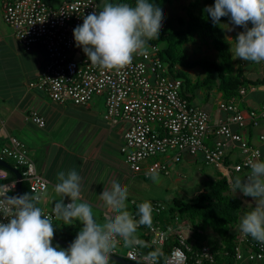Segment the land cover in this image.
I'll list each match as a JSON object with an SVG mask.
<instances>
[{
  "label": "built area",
  "instance_id": "obj_1",
  "mask_svg": "<svg viewBox=\"0 0 264 264\" xmlns=\"http://www.w3.org/2000/svg\"><path fill=\"white\" fill-rule=\"evenodd\" d=\"M1 11L3 22L25 51L33 46L45 51L46 62L38 75L27 83L28 88L44 92L55 103L70 102L87 108L94 98H104L103 119L111 126L123 125L119 154L132 174L149 178L150 171H156L169 176L168 170L173 165L199 154L205 164L222 171V176L231 182L233 176L243 180L250 174L248 159H264L260 145L244 136L248 128L264 122V104L247 111L238 107V97L243 98L254 87H249L248 91L241 88L238 97L220 99L218 114L213 117L210 110L188 103L180 95L182 83L168 74L157 45L148 44L147 53L138 51L119 69H101L91 64L82 48L76 46L73 29L83 23L84 16L100 11L95 0H66L57 7L45 0H2ZM25 120L39 128L45 126L44 118L34 111ZM0 135L9 143L0 149V160H12L30 195L41 198L48 183L38 174L27 147L5 135L1 121ZM258 140L264 143V135H259ZM257 152L258 157L254 156ZM5 179V171L0 168V185L10 187L8 196H18L17 180L2 182ZM131 204L135 212L130 214L139 219L141 203ZM151 204L152 225L138 226L136 242L131 247H126L118 237L111 255L136 264H152L148 254L159 249V264H217L215 257L219 252L204 244L189 245L180 225L172 228L162 222L165 207L156 202ZM53 206L42 208V212L51 216L54 223L58 218ZM113 214L105 213V217ZM176 216L168 219L177 223ZM0 220L8 222L7 217L0 216ZM185 227L191 230L189 225ZM236 239L232 261L220 264H264V244L240 230ZM117 249L125 250L124 256L118 255Z\"/></svg>",
  "mask_w": 264,
  "mask_h": 264
},
{
  "label": "clouds",
  "instance_id": "obj_2",
  "mask_svg": "<svg viewBox=\"0 0 264 264\" xmlns=\"http://www.w3.org/2000/svg\"><path fill=\"white\" fill-rule=\"evenodd\" d=\"M205 11L213 24L228 17L232 26H242L237 34L233 55L243 61L264 62V0H214ZM165 7L162 0H106L102 10L83 17V23L73 29L77 47H81L91 64L101 69H119L130 62L138 51H149L148 39L160 36L164 23ZM251 22V27L248 26ZM229 27L228 25H224ZM254 156L258 157L259 153ZM6 162V161H5ZM251 172L245 178H234L230 183L233 192H241L256 202L251 211L240 220L239 230L264 244V159H248ZM154 183L160 182L156 171H150ZM7 189V190H5ZM82 177L75 169L59 174L54 190L61 198L53 210L65 224L79 219L83 226L67 248L52 245L54 234L52 217L44 215L36 206L39 196L25 193L8 196V185H0V264H109L110 254L122 238L126 247L136 242L139 225H152V204L138 205L136 219L129 213L126 201L128 186L119 177L100 191L106 204L116 210L104 221L97 218L94 208L81 198ZM71 202L65 204L64 198ZM160 250L148 254L152 264H159ZM134 260L133 257L129 258Z\"/></svg>",
  "mask_w": 264,
  "mask_h": 264
},
{
  "label": "crops",
  "instance_id": "obj_3",
  "mask_svg": "<svg viewBox=\"0 0 264 264\" xmlns=\"http://www.w3.org/2000/svg\"><path fill=\"white\" fill-rule=\"evenodd\" d=\"M45 1L50 6L57 7L66 0ZM1 2L2 0H0V121L4 125L5 135L12 136L21 142L28 137L30 143L25 141L23 143L29 144L33 148L31 150L27 145L29 151L35 152V154L39 152L34 164L37 163L38 174L47 181L46 191L49 189V193L46 196L43 194L36 206L48 209L54 205L56 200L61 198L60 194L54 190V185L59 182V174L75 169L82 177V194L76 202L86 201L91 204L97 218L104 221L105 213L115 212H112V207L105 203L100 191L104 185H111L110 180L115 174L111 169L117 162L116 155L120 156L123 162L119 154L123 129L121 131V128L111 126L106 121L105 123H102L101 120L98 121L97 113L87 107L74 105L70 102L58 104L51 101L44 92L28 88L27 83L38 75L46 62L45 51L40 46H33L30 51H25L15 41L13 33L2 20ZM262 68L263 71L259 73L248 69L252 73L244 74L251 80L264 78V67ZM218 95L220 96V94ZM239 103H242L246 109L259 108L264 104V87H256L253 91L247 92ZM70 109H79L75 116L88 121L81 120L77 127L80 139L74 141L64 139L63 142L59 141L60 144L55 141L48 143L44 139L46 137L41 136V133L44 134L46 129L52 126L54 118L58 115H67L66 112ZM33 111L44 118L45 126L43 128L25 120V117ZM214 113L213 117H216L218 112ZM120 131L121 133H119ZM261 134L264 135V122H259L255 127H250L244 132V136L251 143L260 145L264 150V143L258 140V136ZM8 144L6 137L0 135V149ZM13 165L10 166L13 167ZM5 175L7 176L6 171ZM132 175L134 176V174ZM65 202H71L70 197L66 196ZM128 202L131 203V200ZM128 210L132 211V209ZM53 224L64 233L71 232L75 235L83 226V222L79 219L73 220L72 224L67 225L58 218ZM52 243H54L52 244L54 247L65 248L53 241Z\"/></svg>",
  "mask_w": 264,
  "mask_h": 264
},
{
  "label": "trees",
  "instance_id": "obj_4",
  "mask_svg": "<svg viewBox=\"0 0 264 264\" xmlns=\"http://www.w3.org/2000/svg\"><path fill=\"white\" fill-rule=\"evenodd\" d=\"M95 1L99 4L98 0ZM115 1L119 2V0ZM172 1L162 0V3L165 6L171 4ZM213 4L214 0H192L185 7V16L177 18V25H174L170 20L164 21L160 36H153L148 39V44H154L160 48L159 55L166 65L168 74L181 81L180 95L188 103H192L198 92H204L208 98L209 93L215 91L220 94L221 99L226 101L238 97L241 88L248 91L249 87H264V78L251 80L241 69L234 68L230 43L222 27V23H225L228 17H221L220 23L214 25L205 11L206 6ZM248 26H252L251 22ZM195 40L210 46L215 51V58L189 61L186 45L195 42ZM197 66L202 69L204 76L192 80L186 70H191ZM238 98L239 101L242 100V97ZM243 109L240 110H249L244 107ZM225 163L228 164L227 161ZM3 170L7 172V176L2 182L16 179L12 172ZM18 171L20 170L18 169ZM236 177L233 176L231 181ZM230 183L225 176L219 174L218 179L198 192L194 198L186 201L174 199L167 209L168 218L178 215L182 220L189 221L190 229L195 233L200 234L205 229H211L216 235L212 248L219 252V255L215 257L217 264L232 261L243 212L242 202L231 193ZM21 193L22 195L30 194L24 181L21 182ZM132 211L135 212L134 205H132ZM53 226L56 227L54 224ZM54 234L68 243H71L76 236L71 232L64 233L57 227L54 229ZM109 264L117 263L110 260Z\"/></svg>",
  "mask_w": 264,
  "mask_h": 264
},
{
  "label": "rangeland",
  "instance_id": "obj_5",
  "mask_svg": "<svg viewBox=\"0 0 264 264\" xmlns=\"http://www.w3.org/2000/svg\"><path fill=\"white\" fill-rule=\"evenodd\" d=\"M191 1L192 0H173L171 4L165 5L164 21L170 20L174 25H177V18L185 16V7ZM98 2L100 10H102L106 0H98ZM111 2L115 3L116 1L111 0ZM224 25H228L229 27H226ZM222 27L224 28L225 36L230 43L231 59L234 68H239L246 74L252 73L249 70H254L255 73L263 71L262 67H264V65L262 64V62L255 63L250 61H243L233 55L235 39L237 37V34L244 30L243 27L232 26L229 18L225 23H222ZM186 54L188 56L189 61L200 60L202 58H215V51L210 46L203 44L199 40H195V42H191L186 45ZM186 72L189 73V77L192 80H195L197 77L204 76V72L198 66L191 70H186ZM218 94L219 93L215 91L210 92L209 97L207 98L204 92H198L194 100H192V103H195L198 106L210 110L212 116H214V112H217V103L221 99V96H219ZM243 106L244 105L242 103H239L238 107L239 109H243ZM89 110L95 111L98 116L97 120H101L102 123H105V120L103 119L105 113L104 98H94L89 104ZM78 111L79 109H70L68 110V112H66L67 115H58L56 118H54L55 121L53 122L52 126H49V128L46 129L47 131L44 134L41 133V136L44 135L46 137L44 139H46L48 143L55 141L58 144H60L59 141L63 142L66 139H71L72 141L80 139L77 127L79 126L81 120H87L79 117L77 118V116L75 115ZM116 127L121 128V131L123 129L122 124H118ZM121 131L119 133H121ZM27 138L28 137L25 138L26 140L22 141L30 143ZM206 142H208V145H211V142L209 140H206ZM79 144L77 145V147L79 146ZM27 145L29 146V148H31V150H33V148L29 144ZM27 145L25 144L28 150V155L33 160V162H35V158L39 155V152L35 154V152L33 153L29 151ZM115 159L117 160V162L116 164H113L114 166H112L111 169V171L115 172V174L110 180V182L112 183L113 178L119 177L122 182H124L128 186L129 194L126 201L127 210L132 209L131 203L128 202L130 200L131 202H134V204L143 203L144 201L159 203L165 207V211H162L161 214L162 222L169 224L172 228H175L180 225L181 233L182 235H184V237L186 238V242L189 245L195 246L199 244H204L209 247H212L214 245L213 241L214 239H216V235L211 231V229H205L200 234L195 233L193 230H188V228L185 226H190V222L187 220H182L178 215L176 216L177 223H175L174 220L170 221V219H168L167 217V209L169 208V206H171V202L174 199L186 201L188 199L194 198V196L198 192H200L204 188H207V186L210 185L212 181L218 179V175H222V171L217 170L211 165L204 164L200 160L201 156L197 154V156L194 158L185 157L181 160L179 164L173 165L172 168L168 170L170 173L169 176H163L159 174L161 179L160 182L157 184L152 181L151 177L144 178L143 176L138 175L133 176L128 167L123 164L120 156L116 155ZM6 163H8L9 165H13V161L9 159L6 160ZM35 164L38 170L37 163ZM48 193L49 189L44 193V196L48 195ZM231 193L234 196L238 197L242 202L243 212L241 216H243L246 212L251 211L252 208L256 206V202L253 200L252 197L244 196L241 192H239V190L236 193L231 190ZM111 211L116 212V210L113 208H111ZM99 213L101 214L100 211ZM117 254L124 256L125 250L117 249Z\"/></svg>",
  "mask_w": 264,
  "mask_h": 264
},
{
  "label": "water",
  "instance_id": "obj_6",
  "mask_svg": "<svg viewBox=\"0 0 264 264\" xmlns=\"http://www.w3.org/2000/svg\"><path fill=\"white\" fill-rule=\"evenodd\" d=\"M0 167L12 172L17 180V184H16V193L17 195H22L21 193V175L18 172V170L12 166H10L9 164H7L5 161H1L0 160ZM52 241L67 248L70 246L71 243L65 242L61 239H59L55 234H53V238ZM110 260L114 261L117 264H136L133 262H130L128 260L123 259L122 257L119 256H114L110 254Z\"/></svg>",
  "mask_w": 264,
  "mask_h": 264
}]
</instances>
